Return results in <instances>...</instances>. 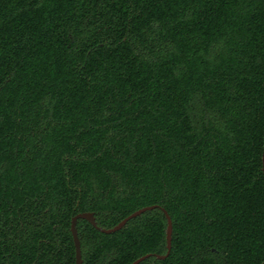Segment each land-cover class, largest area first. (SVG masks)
<instances>
[{
	"label": "trees",
	"instance_id": "trees-1",
	"mask_svg": "<svg viewBox=\"0 0 264 264\" xmlns=\"http://www.w3.org/2000/svg\"><path fill=\"white\" fill-rule=\"evenodd\" d=\"M263 146L264 0H0V264H264Z\"/></svg>",
	"mask_w": 264,
	"mask_h": 264
},
{
	"label": "water",
	"instance_id": "water-1",
	"mask_svg": "<svg viewBox=\"0 0 264 264\" xmlns=\"http://www.w3.org/2000/svg\"><path fill=\"white\" fill-rule=\"evenodd\" d=\"M262 164H263L262 170L264 171V146H263ZM153 208H155V205H149V206L141 207V208L133 211L132 213H130L126 217H124L117 224H115L114 226H112L110 228H103V227L97 226L93 212L88 211V212H80V213L75 214L71 219V226H70L72 239H73V243H74V248H75V264H82L80 241H79L77 229H76V222L78 219H84V220L88 221L92 226H94L96 229H98L101 232L112 233V232H115V231L121 229L129 219L136 217V216L140 215L141 213H143L147 210H151ZM162 210H163L165 217H166L165 233H166V248H167V250H166L165 254H154V256L158 259L165 258L167 256V254L169 253L170 248H171L172 223H171L170 216L167 214V212L164 209H162ZM150 255L151 254L142 255V256L136 258L130 264H138L140 261H142L143 259H145L146 257H148Z\"/></svg>",
	"mask_w": 264,
	"mask_h": 264
}]
</instances>
